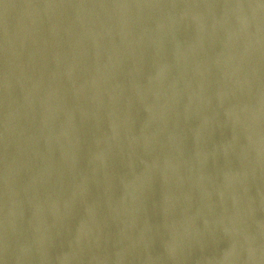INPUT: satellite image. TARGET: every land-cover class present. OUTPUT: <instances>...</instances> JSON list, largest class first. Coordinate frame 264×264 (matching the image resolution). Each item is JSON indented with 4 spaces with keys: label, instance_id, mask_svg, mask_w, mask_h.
I'll list each match as a JSON object with an SVG mask.
<instances>
[{
    "label": "water",
    "instance_id": "water-1",
    "mask_svg": "<svg viewBox=\"0 0 264 264\" xmlns=\"http://www.w3.org/2000/svg\"><path fill=\"white\" fill-rule=\"evenodd\" d=\"M0 264H264V0H0Z\"/></svg>",
    "mask_w": 264,
    "mask_h": 264
}]
</instances>
